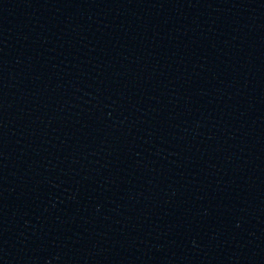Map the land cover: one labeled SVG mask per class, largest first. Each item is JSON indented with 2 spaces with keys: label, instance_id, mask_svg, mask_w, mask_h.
<instances>
[{
  "label": "water",
  "instance_id": "water-1",
  "mask_svg": "<svg viewBox=\"0 0 264 264\" xmlns=\"http://www.w3.org/2000/svg\"><path fill=\"white\" fill-rule=\"evenodd\" d=\"M0 264H264V0H0Z\"/></svg>",
  "mask_w": 264,
  "mask_h": 264
}]
</instances>
